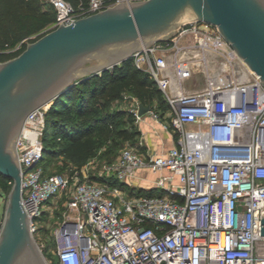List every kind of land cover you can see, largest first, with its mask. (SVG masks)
Returning a JSON list of instances; mask_svg holds the SVG:
<instances>
[{
	"label": "built area",
	"instance_id": "obj_1",
	"mask_svg": "<svg viewBox=\"0 0 264 264\" xmlns=\"http://www.w3.org/2000/svg\"><path fill=\"white\" fill-rule=\"evenodd\" d=\"M47 1L56 12L50 29L134 0H88L77 7ZM131 57L162 91L166 109L150 105L147 112L175 143L161 152L125 146L102 171L126 182L139 169L152 168L161 192H128L90 178L83 167L70 174L46 172L48 106L32 110L16 137L20 202L47 264H264V86L258 74L215 25L199 21L183 23ZM210 63L217 74H206L201 88L186 90L177 78L199 67L210 70ZM133 99L129 111L139 121L141 102ZM62 189L70 191L68 204L78 215L57 223L52 257L36 237L38 218Z\"/></svg>",
	"mask_w": 264,
	"mask_h": 264
},
{
	"label": "water",
	"instance_id": "obj_2",
	"mask_svg": "<svg viewBox=\"0 0 264 264\" xmlns=\"http://www.w3.org/2000/svg\"><path fill=\"white\" fill-rule=\"evenodd\" d=\"M188 21L215 25L264 86V0L122 1L61 22L0 61V173L13 180L0 224V264H47L20 202L16 137L27 115L77 80L164 40ZM138 109L144 114L150 104L139 103Z\"/></svg>",
	"mask_w": 264,
	"mask_h": 264
},
{
	"label": "trees",
	"instance_id": "obj_3",
	"mask_svg": "<svg viewBox=\"0 0 264 264\" xmlns=\"http://www.w3.org/2000/svg\"><path fill=\"white\" fill-rule=\"evenodd\" d=\"M73 6L88 0H66ZM56 12L47 0H0V61L18 55L28 41L49 30ZM129 90L141 103L166 109L162 91L147 71L139 68L129 57L120 63L77 80L55 97L45 112L42 134L44 141L42 164L46 172H59L72 165L80 169L101 150L106 155V144L137 141L139 130L129 126L134 120L130 111L111 110V104L123 91ZM104 146V147H103ZM103 149V150H102ZM61 158L59 170H52L50 162ZM129 192H161L158 188L146 191L130 187L115 176L102 178ZM13 180L0 173V194H8Z\"/></svg>",
	"mask_w": 264,
	"mask_h": 264
},
{
	"label": "rangeland",
	"instance_id": "obj_4",
	"mask_svg": "<svg viewBox=\"0 0 264 264\" xmlns=\"http://www.w3.org/2000/svg\"><path fill=\"white\" fill-rule=\"evenodd\" d=\"M200 26H202V24H200ZM210 64L212 65V63ZM211 65H210V70H206L202 67H199L193 69L192 71H189L184 75L180 74V76H177V78H182V83L186 90L197 88L204 84L206 74L207 75L209 73L212 75L213 73L217 74V72H215L216 69H214V67H212L213 65L212 66ZM133 97H135V95L132 94L131 91L129 90L123 91L121 96L112 102L110 109L111 110L120 109V110L129 111V108L132 107L134 103ZM159 103L160 101L159 99H157L156 104ZM45 106L47 107L48 105ZM131 114L133 115L134 120L131 124H129V126L132 125L133 128L134 126L135 128H138V124L136 123L135 116L133 113ZM138 135L140 136L141 132H139ZM194 140H196V138H194ZM135 142L136 141H125L120 144L107 143L106 150L109 149V152L106 155H101V150H100L97 153V155L90 158L85 163L86 167H83L85 172L90 178L98 181H103L102 178L105 177L109 178V176H114L113 173L111 172L104 174L102 171L103 168L114 163L118 158L121 150L125 146L132 145ZM61 164H63L61 158H54L49 165L52 170H59L60 169L59 166ZM74 169H75L74 166L68 165L65 166V168L62 169L61 171L64 174H70ZM155 193H159V192H155ZM69 194L70 191L68 189L60 190L53 198L47 201L48 204L51 203L49 209H47L38 218L39 229L37 231L36 237L44 242L45 244L44 253L47 256L54 257L53 254H51L49 248L54 246V243L52 241V237H53L52 233L57 223L64 217L75 218L78 215L76 206L68 204ZM7 196L8 194L6 195L0 194V224L3 218Z\"/></svg>",
	"mask_w": 264,
	"mask_h": 264
},
{
	"label": "crops",
	"instance_id": "obj_5",
	"mask_svg": "<svg viewBox=\"0 0 264 264\" xmlns=\"http://www.w3.org/2000/svg\"><path fill=\"white\" fill-rule=\"evenodd\" d=\"M205 84V82H204ZM199 86L201 88L204 86ZM157 108L156 102L151 105ZM138 124V130L141 135L138 140L134 143L138 145L141 151L152 150L155 152H161L175 143V136L169 130L163 129L157 122L154 121L150 113L146 112L142 115L141 120L136 121ZM142 138V144L139 145ZM86 167V164L83 166ZM158 176V172L149 167L141 168L137 171V174L132 177L126 183L130 187L143 189L144 191L155 187V178ZM129 192V190H127Z\"/></svg>",
	"mask_w": 264,
	"mask_h": 264
},
{
	"label": "bare ground",
	"instance_id": "obj_6",
	"mask_svg": "<svg viewBox=\"0 0 264 264\" xmlns=\"http://www.w3.org/2000/svg\"><path fill=\"white\" fill-rule=\"evenodd\" d=\"M212 65H213V66H212ZM212 65H211V66L214 67V69H216L215 72H217V71H218V70H217V69H218L217 66L214 65L213 63H212ZM221 69H222V68H220L219 71H220ZM214 75H215V73H214ZM214 75H213V76H214ZM212 78H213V77H212ZM213 79H214V78H213Z\"/></svg>",
	"mask_w": 264,
	"mask_h": 264
}]
</instances>
